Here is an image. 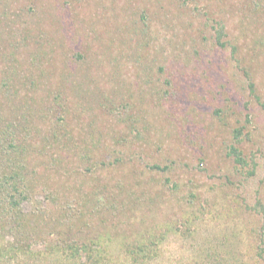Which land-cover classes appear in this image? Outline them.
<instances>
[{
  "label": "rangeland",
  "instance_id": "374dc122",
  "mask_svg": "<svg viewBox=\"0 0 264 264\" xmlns=\"http://www.w3.org/2000/svg\"><path fill=\"white\" fill-rule=\"evenodd\" d=\"M250 81L264 103V0H0V181L52 216L20 243L1 211L0 264H61L70 205L62 264H264Z\"/></svg>",
  "mask_w": 264,
  "mask_h": 264
},
{
  "label": "trees",
  "instance_id": "16d2710c",
  "mask_svg": "<svg viewBox=\"0 0 264 264\" xmlns=\"http://www.w3.org/2000/svg\"><path fill=\"white\" fill-rule=\"evenodd\" d=\"M215 41L223 46L224 42L221 41L222 37L225 35L224 29L222 26H219L217 29H215ZM245 73L249 74V72L246 70ZM248 87L250 90V93L253 95V97L257 100L260 101V98L258 95H256V87L254 82L250 81L248 82ZM261 106L264 108V103L261 102ZM233 133V137L235 142H240L241 138L244 136V132H243V127L242 126H238L235 127L232 131ZM4 138H6V136L4 135ZM228 154L233 158L234 162L236 164L242 165V166H247L249 163L251 164V169L249 170V173H255L256 172V166L257 163L254 161V158L250 159V161H248L242 154V151L240 150V148L238 146H236L234 143H232L231 145H229L228 147ZM152 167L154 168H160V166L158 165H153ZM2 180L0 181V192L4 193L2 194L3 197H0V212L2 211V213H4L5 217L8 219L7 222L10 224L12 223V228L13 229V233L11 234L13 236V239L19 241L20 243H22V238H29L30 237H34L33 235H35L34 232H32V228H31V220H39L40 219V223H44L43 221L45 220H51L52 216L51 214H46V211L40 210L38 213H34V212H28L24 210V206L21 204L22 201H24L27 197H28V192H25L24 190V184H19L16 180H15V176L13 175H8V177L5 175H2ZM10 189V190H9ZM49 196L51 197V199L54 198V196L56 195L54 192H52V190H49ZM57 196V195H56ZM100 195H99V200H100ZM6 201V202H5ZM5 202V204H4ZM70 210H64V213H62V217L64 218L66 215V219H64V223H60L58 226L60 227L57 233H51V232H46V234H44V242L41 244L42 248H43V253H44V257L45 258H53L56 257V259L58 258V261H60V263L62 264V262L64 260H66V258H69V254L66 252H64L67 247H69V244H58L57 242L55 243L54 241V236L57 237L61 236L62 238L64 236H69V234L66 232L67 228L70 226L69 223H72V218L71 217V213L72 210H74V206L70 205L68 207ZM253 211H255V213L259 214L260 217L262 218V222H263V230H262V234L260 235V239L262 240V242L264 241V203L260 200L257 199L253 205H251L250 207ZM31 215L35 216V218H31ZM49 216V218L47 217ZM70 218V219H68ZM0 219H1V215H0ZM12 222H11V221ZM23 220V221H22ZM57 220V219H56ZM59 221V220H57ZM56 221V222H57ZM59 223V222H57ZM9 231L11 230V228H8ZM25 229V230H24ZM31 241V239H30ZM22 245V244H21ZM75 247V246H74ZM73 247V248H74ZM60 252V253H59ZM264 252V247L259 246L258 250L256 251V254L258 257H262V253ZM61 253H65V257L59 258L60 256L56 255V254H60ZM128 253V252H127ZM130 253V252H129ZM133 253V252H132Z\"/></svg>",
  "mask_w": 264,
  "mask_h": 264
}]
</instances>
